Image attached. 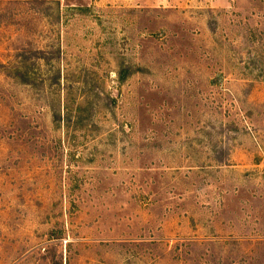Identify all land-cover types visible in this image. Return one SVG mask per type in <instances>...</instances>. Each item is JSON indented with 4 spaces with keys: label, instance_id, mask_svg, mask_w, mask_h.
<instances>
[{
    "label": "rangeland",
    "instance_id": "obj_1",
    "mask_svg": "<svg viewBox=\"0 0 264 264\" xmlns=\"http://www.w3.org/2000/svg\"><path fill=\"white\" fill-rule=\"evenodd\" d=\"M0 264H264V0H0Z\"/></svg>",
    "mask_w": 264,
    "mask_h": 264
}]
</instances>
